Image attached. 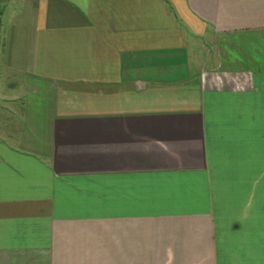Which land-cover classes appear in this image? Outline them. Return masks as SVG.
<instances>
[{
  "label": "crops",
  "instance_id": "crops-1",
  "mask_svg": "<svg viewBox=\"0 0 264 264\" xmlns=\"http://www.w3.org/2000/svg\"><path fill=\"white\" fill-rule=\"evenodd\" d=\"M25 6L0 264H264V0Z\"/></svg>",
  "mask_w": 264,
  "mask_h": 264
},
{
  "label": "rangeland",
  "instance_id": "rangeland-1",
  "mask_svg": "<svg viewBox=\"0 0 264 264\" xmlns=\"http://www.w3.org/2000/svg\"><path fill=\"white\" fill-rule=\"evenodd\" d=\"M28 13L29 8L25 6V0H0V14L2 17V23L0 25V66L5 65V63H13L12 60H14L15 65H24V49H14V46H17V32L22 33L24 35L23 30H27L28 32ZM27 20V24L26 21ZM26 24V25H24ZM8 30V31H7ZM4 31L11 33V37L9 39L7 38V33L4 34ZM16 36V38H15ZM202 41H205L204 39ZM19 43V42H18ZM202 43V42H201ZM199 45L193 50V58L196 60L195 63H197L198 67L200 66V55L202 54L201 51H204L205 47L207 46L206 42H204ZM209 47L211 48V45L213 44L211 40H209ZM19 44H22L21 42ZM23 46H25L23 44ZM209 48V49H210ZM202 49V50H201ZM212 49V48H211ZM209 50V55H213L216 57V51L217 47L214 46V51ZM222 50L220 49V53ZM3 77V76H2ZM1 78V77H0ZM4 78V77H3ZM6 81L0 82V129L1 131H5V128L10 127L8 130L9 132H14L15 128L18 124L17 115H14L12 112L14 109V103H17V99H14L13 96L15 93L17 94L22 86V74L16 73L8 78L5 77ZM14 117L13 122L12 119L10 120L6 119V117ZM12 124V125H11ZM6 130V132H8ZM3 137L5 133L0 132Z\"/></svg>",
  "mask_w": 264,
  "mask_h": 264
}]
</instances>
